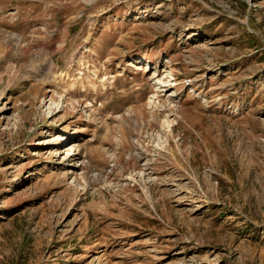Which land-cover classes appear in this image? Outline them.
I'll list each match as a JSON object with an SVG mask.
<instances>
[{"label": "rangeland", "instance_id": "obj_1", "mask_svg": "<svg viewBox=\"0 0 264 264\" xmlns=\"http://www.w3.org/2000/svg\"><path fill=\"white\" fill-rule=\"evenodd\" d=\"M0 264H264V0H0Z\"/></svg>", "mask_w": 264, "mask_h": 264}]
</instances>
